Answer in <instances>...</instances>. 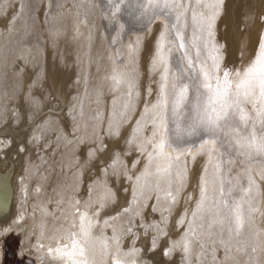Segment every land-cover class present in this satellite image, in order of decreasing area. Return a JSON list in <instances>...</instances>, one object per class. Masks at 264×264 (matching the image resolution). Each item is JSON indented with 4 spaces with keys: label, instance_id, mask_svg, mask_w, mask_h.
<instances>
[{
    "label": "bare ground",
    "instance_id": "bare-ground-1",
    "mask_svg": "<svg viewBox=\"0 0 264 264\" xmlns=\"http://www.w3.org/2000/svg\"><path fill=\"white\" fill-rule=\"evenodd\" d=\"M113 12L104 22L101 0H0V242L6 232L17 233L20 257L28 254L37 264H63L55 249L70 244L63 237L79 231L80 215L87 212L95 221L93 236L106 240V246L99 239L89 240L90 264H112L113 258L122 264H264V157L224 156L233 160L230 165L219 157L225 191L229 179L239 181L236 199L243 195L239 189L249 187L248 175L255 181L245 201L257 211L249 223V205L243 204L245 224L239 234H230L227 223L222 230L214 215L192 216L201 176L208 181L209 203L213 182L219 189L216 160L207 153L195 159L182 156L180 167L173 165L159 187L155 175L141 176L151 146L141 152L129 140L151 136L152 126L141 114L145 102H155L159 93L162 69L151 59L170 21L155 16L145 30H128L117 12L108 30ZM186 16L191 34V11ZM262 16L264 0H224L215 29L217 42L225 45L224 66L236 56L241 68L254 58L264 31ZM137 39L139 49L130 58L127 46ZM168 47L178 48L173 36L165 41V51ZM175 55L170 57V81L178 70L171 63ZM116 73L135 79L130 98L126 86L110 88ZM110 123L119 125V135L109 134ZM165 151L176 155L173 148ZM150 171L154 173V167ZM177 171L184 187L173 205L165 193L175 192ZM231 207L229 200L220 217H229ZM190 228L195 237H187L186 254L182 245H173ZM2 259L0 245V264Z\"/></svg>",
    "mask_w": 264,
    "mask_h": 264
},
{
    "label": "snow or ice",
    "instance_id": "snow-or-ice-1",
    "mask_svg": "<svg viewBox=\"0 0 264 264\" xmlns=\"http://www.w3.org/2000/svg\"><path fill=\"white\" fill-rule=\"evenodd\" d=\"M223 3L224 0H194V3L192 0H118L113 5V15L114 22L117 12L148 21L155 16L163 15L170 21L164 25L151 59V64L157 70L162 69L159 93L155 102H145L144 113L141 114L147 116V123L152 126L151 136L144 138L137 135L135 139L129 140V143L135 144L137 150L141 152H144L146 146H151V151L146 153L148 164L141 176L155 175L159 187L160 178L166 177L173 165L180 167L182 156L191 155L195 159L196 155L207 153L210 159L216 160L214 171L219 181V189L216 188V182H213L212 200L209 203L208 181L202 175L200 199L196 203V209L192 211V216L198 218L205 213L214 215L218 217L214 222L218 223L222 230L227 223L230 234L233 230L239 234L245 224L243 204L247 202L249 205V223L254 220L253 213L257 211L251 206L250 200L245 201V196L250 194L255 181L251 175H248L249 187L239 189L243 195L236 199L234 192L238 188L239 181L233 184L229 179L225 191V177L221 175L219 157L232 154L246 158L264 157V31L260 34L254 58L246 66L242 68L224 66L225 45L217 42L215 31L217 20L222 14ZM189 11H191V34L188 33L189 22L186 16ZM136 13L139 15L136 16ZM260 20L264 22V16L260 17ZM120 27L123 29L124 25L120 24ZM169 35L178 41V48L168 47L165 51V41ZM115 42L114 38L113 43ZM139 43L137 39L135 45L128 44L130 58L137 53ZM176 53L179 55H175ZM173 55L175 59L171 60V63L175 64L178 70L172 73L170 81V57ZM110 80L112 90L126 86L127 96L129 98L132 96L136 87L134 78L130 79L123 73H116ZM185 80L188 82L185 83ZM149 94H151L150 88ZM124 107L129 111L134 110L128 103H125ZM121 115L123 116L124 113ZM136 123L137 126L143 127L140 120ZM118 128L119 125L110 123L109 134L119 135ZM196 140L201 142L196 153H192L191 148L195 146ZM185 144L186 149L182 148ZM217 144L220 145L219 148ZM166 147L173 148L176 153L174 158L171 153L165 151ZM221 149H224L223 153ZM213 153H216L217 157H213ZM222 162L230 165L233 160L225 159ZM152 167L155 169L154 173L150 171ZM184 170L187 171L186 165ZM243 175L244 173H241V176ZM141 176H137V181ZM175 182V192L168 190L165 193L166 198L173 205L184 187V177L180 171L175 173ZM229 200H232L230 216L220 217L221 207L228 206ZM103 206L102 204L101 207ZM182 222L178 221V223ZM93 227H95L93 218L88 216L87 212L81 213L79 231H69L68 235L63 237L69 240L70 244L57 247L56 258L63 261V264H90L86 255V245L89 240L99 239L106 246V240L102 235L93 236ZM72 228L75 229L76 225L74 224ZM128 231L131 232L132 229L129 228ZM160 234L163 236L164 232L161 231ZM188 236L195 237L193 229L190 228L185 238L173 245L174 247L182 245L186 254L189 251ZM112 239L115 240L116 237L113 236ZM225 247L227 249L228 245ZM48 251L52 253L53 249ZM168 251L169 249H165V255ZM117 253L118 249L112 254L113 257ZM112 264H122V261L113 258Z\"/></svg>",
    "mask_w": 264,
    "mask_h": 264
},
{
    "label": "rangeland",
    "instance_id": "rangeland-1",
    "mask_svg": "<svg viewBox=\"0 0 264 264\" xmlns=\"http://www.w3.org/2000/svg\"><path fill=\"white\" fill-rule=\"evenodd\" d=\"M115 2L117 3L118 0H114V1H112V3L109 1H106V0H101V9H103V11L105 13V16L102 17L104 22L106 20H108L107 17L109 18V16L111 15V11L113 8L112 4H114ZM118 15L124 21L125 29H128V30H145L147 25H149L153 22V18L151 21H148V20H140L137 18L126 16L120 12H118ZM135 15L138 16L139 13H136ZM104 18H106V20ZM113 25H114V21L111 20L108 24L107 29L111 30ZM169 36L172 39V36L171 35H169ZM238 57L239 56H236L235 60H231L229 62V67H232V66L241 67L242 61ZM185 81H187V80H185ZM198 141H200V140H196L195 143L196 142L198 143ZM218 146H219V144H218ZM182 147H184V145ZM221 150H223V152H224V149H221ZM223 152L221 151V153H223ZM232 156L237 157L235 154H232L231 156H228V158H232ZM225 157L227 158V156H225ZM225 157H224V159H225ZM238 157H241V156H238ZM19 238H20V235L17 233H14V232L11 234H8L2 238V240L0 242V245L2 246V250H3L2 264H37L35 258L31 257L28 254L23 255L21 257L18 255L17 251H18V247H19L18 246L19 245Z\"/></svg>",
    "mask_w": 264,
    "mask_h": 264
}]
</instances>
